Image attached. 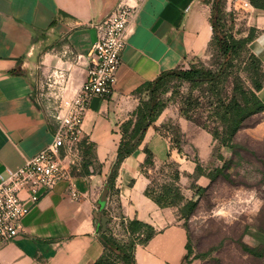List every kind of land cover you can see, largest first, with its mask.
<instances>
[{
  "label": "crops",
  "instance_id": "1",
  "mask_svg": "<svg viewBox=\"0 0 264 264\" xmlns=\"http://www.w3.org/2000/svg\"><path fill=\"white\" fill-rule=\"evenodd\" d=\"M119 1L0 0V173L22 165L52 140L56 103L45 75L55 67L66 69L64 92L72 95L93 60L91 46L97 35L92 23ZM211 3L140 1L128 24L114 88L106 97L91 98L84 116L86 144L80 147L79 165L71 169L80 198L69 195L67 180L58 181L21 219L18 234L0 243V264H93L103 251L95 213L106 206L124 219L136 217L156 230L145 244L136 246V264H188L187 231L176 220V208L160 207L144 193L149 179L142 172L143 148L153 152L155 164L167 160L178 164L181 191L191 198L181 183L193 173L198 185L210 177L201 161L210 157L211 135L177 111L163 110L164 115L148 126L138 147L120 163L113 191L109 176L121 139L120 125L136 108L140 85L206 55L212 36ZM226 7H230L227 1ZM233 20L230 41L246 44L264 67V9L237 0ZM257 95L264 102V84ZM168 117H175L184 134L183 154L154 128ZM248 133L264 136V118ZM190 149H196L200 163L188 157ZM256 236L264 242L263 234Z\"/></svg>",
  "mask_w": 264,
  "mask_h": 264
},
{
  "label": "trees",
  "instance_id": "2",
  "mask_svg": "<svg viewBox=\"0 0 264 264\" xmlns=\"http://www.w3.org/2000/svg\"><path fill=\"white\" fill-rule=\"evenodd\" d=\"M248 1L253 7L264 9V0ZM226 16L232 17L230 22ZM233 18V12L226 7V0H212V36L206 50L208 60L205 62L196 58L187 67L162 71L153 80L140 85L138 91L145 96L139 99L132 115L120 125L121 139L109 176L112 191L120 163L138 147L146 129L154 124L168 102L174 104L178 115L208 132L212 141L217 140L226 147H232L240 130L248 126L247 122L264 111V102L257 95L264 84V67L246 44L230 41ZM56 20L57 17L50 26ZM154 128L169 137L171 146L183 154L184 134L176 120L173 122L168 118ZM83 144H86L85 139H81L79 146ZM143 151L146 157L142 172L149 179L145 195L160 207H175L176 217L177 211L185 218L191 215L197 201L182 193L178 164L173 160L162 162L169 165L170 171H167L162 182L153 183L148 170L155 167L154 154L147 146H144ZM192 160L200 163L197 155ZM222 168L217 170L222 171ZM194 188L193 193L197 195L205 186L196 185ZM101 214L108 221L105 231H101L100 224L97 226L103 251L93 264H136V246L145 244L154 235V227L136 217L124 219L109 206L103 208ZM119 229L123 232L121 238L117 236ZM188 241L187 233V261L190 259ZM243 246L249 253L259 255L257 246Z\"/></svg>",
  "mask_w": 264,
  "mask_h": 264
},
{
  "label": "rangeland",
  "instance_id": "3",
  "mask_svg": "<svg viewBox=\"0 0 264 264\" xmlns=\"http://www.w3.org/2000/svg\"><path fill=\"white\" fill-rule=\"evenodd\" d=\"M226 19L230 22L232 17L226 16ZM208 58L206 53L199 59L206 62ZM136 96L139 101L145 94L138 91ZM168 109L176 111L172 102H168L164 112ZM168 118L175 121V117ZM262 118L264 113L251 118L232 147L212 141L210 158L201 161L204 171L208 169L212 176L201 182L205 186L203 191L193 193L194 186L198 185L195 183L197 174L193 173L181 183L186 195L197 201L191 215L185 218L177 211L176 217L187 229L188 264H264V242L260 243L256 236L264 235V136L248 133ZM187 155L193 159L196 149H190ZM221 166L222 171H218ZM167 171H170L169 165L159 162L150 167L148 174L153 183L162 182ZM122 234L117 230L118 237ZM244 244L257 246L259 255L246 251Z\"/></svg>",
  "mask_w": 264,
  "mask_h": 264
},
{
  "label": "built area",
  "instance_id": "4",
  "mask_svg": "<svg viewBox=\"0 0 264 264\" xmlns=\"http://www.w3.org/2000/svg\"><path fill=\"white\" fill-rule=\"evenodd\" d=\"M140 1L120 0L112 11L92 23L97 35L91 46L93 60L86 79L72 95L66 96L64 92L68 81L66 69L55 67L45 75V85L52 90L56 103V127L45 147L22 165L0 173V243L18 234L21 219L58 181L67 180L69 195L80 198L71 169L80 163L84 116L91 98L106 97L114 88L128 24ZM226 1L234 12L237 0Z\"/></svg>",
  "mask_w": 264,
  "mask_h": 264
},
{
  "label": "water",
  "instance_id": "5",
  "mask_svg": "<svg viewBox=\"0 0 264 264\" xmlns=\"http://www.w3.org/2000/svg\"><path fill=\"white\" fill-rule=\"evenodd\" d=\"M106 192H107V187H105L104 193L102 195L103 198H105ZM95 218L97 219L98 223L101 226V231H105L108 218L106 216H103L100 211L95 213Z\"/></svg>",
  "mask_w": 264,
  "mask_h": 264
}]
</instances>
